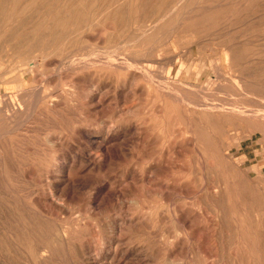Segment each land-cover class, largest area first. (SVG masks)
<instances>
[{"label":"rangeland","instance_id":"1","mask_svg":"<svg viewBox=\"0 0 264 264\" xmlns=\"http://www.w3.org/2000/svg\"><path fill=\"white\" fill-rule=\"evenodd\" d=\"M88 262L264 264V0H0V264Z\"/></svg>","mask_w":264,"mask_h":264},{"label":"bare ground","instance_id":"2","mask_svg":"<svg viewBox=\"0 0 264 264\" xmlns=\"http://www.w3.org/2000/svg\"><path fill=\"white\" fill-rule=\"evenodd\" d=\"M139 69H140V68H139ZM142 73L147 75V73H144L143 71H142ZM148 74H149V73H148ZM147 76H148V75H147ZM214 113H215V112H214ZM220 113H221V111H220ZM217 114H219V113H217ZM77 252H79V251H77ZM87 264H90V263L88 262Z\"/></svg>","mask_w":264,"mask_h":264}]
</instances>
